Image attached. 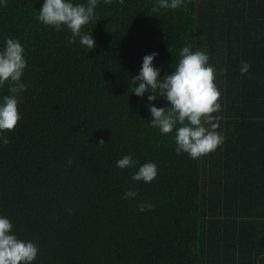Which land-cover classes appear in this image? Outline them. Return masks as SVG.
I'll use <instances>...</instances> for the list:
<instances>
[{"label":"trees","instance_id":"obj_1","mask_svg":"<svg viewBox=\"0 0 264 264\" xmlns=\"http://www.w3.org/2000/svg\"><path fill=\"white\" fill-rule=\"evenodd\" d=\"M42 3L0 6V47L22 43L28 85L0 145V215L37 244L34 264H264V0H186L157 13L155 0H98L82 28L91 50L38 22ZM189 44L216 69L225 137L195 160L175 153L174 132L149 126L148 94L128 91L145 55L158 53L163 76ZM128 154L155 162L157 177L133 182L136 169L116 166Z\"/></svg>","mask_w":264,"mask_h":264},{"label":"clouds","instance_id":"obj_2","mask_svg":"<svg viewBox=\"0 0 264 264\" xmlns=\"http://www.w3.org/2000/svg\"><path fill=\"white\" fill-rule=\"evenodd\" d=\"M122 2V0H121ZM186 0H155L151 9L153 13L163 10H176L185 6ZM6 0H0L3 6ZM98 0H87V3H75L74 0H43L36 20L56 31L67 29L71 36L68 44L76 43L91 50L95 40L91 33L82 28L95 18ZM158 53H151L142 58L139 73L131 78L128 91L138 98L146 97L150 113L149 126L159 130L161 135L175 133V153L187 154L189 158L199 159L224 143L225 137L217 131L222 117L219 113L222 105L218 103L221 93L215 83L216 69L209 64L205 51L192 50L185 45L179 50V59L170 74L161 76V69L153 61ZM27 67L25 48L18 39L7 38L0 47V87L8 84V94L0 97V145L10 141L5 132L14 131L22 119L18 104L21 94L27 91L28 85L22 77ZM250 64L242 62L241 75L249 72ZM223 74V70L221 73ZM163 99L165 107H157L155 101ZM99 145H104L101 140ZM71 160L68 165H71ZM119 169H131L133 182L151 183L158 175L155 162L148 161L138 166L131 154L124 155L116 162ZM138 192L127 190L124 199H136ZM138 210H151V203L137 202ZM71 213V210H69ZM12 221L0 215V264H34L39 248L30 240L18 238L13 231Z\"/></svg>","mask_w":264,"mask_h":264}]
</instances>
